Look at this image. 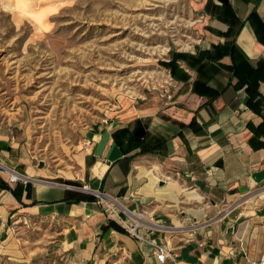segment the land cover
I'll return each instance as SVG.
<instances>
[{
  "label": "crops",
  "instance_id": "obj_1",
  "mask_svg": "<svg viewBox=\"0 0 264 264\" xmlns=\"http://www.w3.org/2000/svg\"><path fill=\"white\" fill-rule=\"evenodd\" d=\"M196 2L201 35L167 69L159 97L95 123L67 169L23 163L21 180L9 184L15 194L0 190L2 254L16 264L260 257L264 0ZM138 214L146 241L125 228ZM156 244L170 253L163 263Z\"/></svg>",
  "mask_w": 264,
  "mask_h": 264
},
{
  "label": "rangeland",
  "instance_id": "obj_2",
  "mask_svg": "<svg viewBox=\"0 0 264 264\" xmlns=\"http://www.w3.org/2000/svg\"><path fill=\"white\" fill-rule=\"evenodd\" d=\"M15 2L0 0V181L8 186L23 163L67 169L95 123L159 97L167 69L201 35L196 0H34L31 9H48L43 29ZM0 264L16 262L0 252Z\"/></svg>",
  "mask_w": 264,
  "mask_h": 264
},
{
  "label": "built area",
  "instance_id": "obj_3",
  "mask_svg": "<svg viewBox=\"0 0 264 264\" xmlns=\"http://www.w3.org/2000/svg\"><path fill=\"white\" fill-rule=\"evenodd\" d=\"M5 170L7 172V169H5ZM10 177H11L10 178L11 181L17 180V177H15L14 174H11ZM101 199L104 202L108 201L106 196H102ZM142 217H143L142 214H138L137 217H135V218H133L131 220H128L125 223V228L137 240L146 241L144 236L139 232L140 224L142 222ZM168 256H170V253H169L168 249L162 244L161 245L160 244H156V257H157L158 261L160 263H163ZM250 264H264V250L261 253L260 257L258 259H256V260L251 261Z\"/></svg>",
  "mask_w": 264,
  "mask_h": 264
},
{
  "label": "bare ground",
  "instance_id": "obj_4",
  "mask_svg": "<svg viewBox=\"0 0 264 264\" xmlns=\"http://www.w3.org/2000/svg\"><path fill=\"white\" fill-rule=\"evenodd\" d=\"M31 0L30 3H32ZM29 2V1H28ZM26 0H16L15 6L18 8V10L25 16L30 17L34 23L38 26V28L43 29L46 27L44 24V16L48 13V9L46 7H41L38 10L31 9L30 3H28ZM34 3V2H33ZM7 169V168H5ZM15 177H18V175L14 174Z\"/></svg>",
  "mask_w": 264,
  "mask_h": 264
},
{
  "label": "trees",
  "instance_id": "obj_5",
  "mask_svg": "<svg viewBox=\"0 0 264 264\" xmlns=\"http://www.w3.org/2000/svg\"><path fill=\"white\" fill-rule=\"evenodd\" d=\"M230 48H231L230 50H232L234 48L233 45ZM231 55H232V53H231ZM180 56H183V53L182 54H179V57ZM2 189H8V190H10V187L6 183H4L3 181H0V190H2ZM10 191L15 194L14 190H10Z\"/></svg>",
  "mask_w": 264,
  "mask_h": 264
},
{
  "label": "clouds",
  "instance_id": "obj_6",
  "mask_svg": "<svg viewBox=\"0 0 264 264\" xmlns=\"http://www.w3.org/2000/svg\"><path fill=\"white\" fill-rule=\"evenodd\" d=\"M66 3L71 4V3H72V0H66ZM5 10L8 11V10H10V9L5 8Z\"/></svg>",
  "mask_w": 264,
  "mask_h": 264
}]
</instances>
